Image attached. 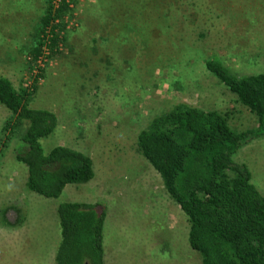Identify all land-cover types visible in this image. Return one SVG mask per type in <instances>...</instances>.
I'll list each match as a JSON object with an SVG mask.
<instances>
[{"label": "rangeland", "instance_id": "1", "mask_svg": "<svg viewBox=\"0 0 264 264\" xmlns=\"http://www.w3.org/2000/svg\"><path fill=\"white\" fill-rule=\"evenodd\" d=\"M44 7L45 0H0V74L17 88L39 74L28 53ZM67 20L62 50L39 62L45 71L31 105L58 117L55 133L42 140L45 151H84L95 176L59 199L27 191L26 167L15 158L24 131L3 145L10 112L0 105V264H18L8 238L19 236L23 264L42 236L59 235L61 201L106 206L105 264H202L187 217L139 152L138 135L180 102L218 111L238 131L257 126L204 64L218 58L238 75L264 72V0H76ZM235 159L264 194V138Z\"/></svg>", "mask_w": 264, "mask_h": 264}, {"label": "trees", "instance_id": "2", "mask_svg": "<svg viewBox=\"0 0 264 264\" xmlns=\"http://www.w3.org/2000/svg\"><path fill=\"white\" fill-rule=\"evenodd\" d=\"M75 5L76 0H45L28 53L39 69L33 83L17 88L0 74V105L10 112L2 143L8 145L24 131L15 158L26 167L25 187L48 199H59L68 186L95 176L93 159L84 151L66 145L45 151L42 140L55 133L58 117L31 105L45 71L39 62L62 50ZM204 70L257 116V126L238 131L220 112L180 102L140 131L138 150L186 215L189 244L202 264H264V194L250 168L235 159L244 146L264 138V72L238 75L218 58L207 59ZM56 214L60 241L55 264H105L106 206L61 201Z\"/></svg>", "mask_w": 264, "mask_h": 264}, {"label": "crops", "instance_id": "3", "mask_svg": "<svg viewBox=\"0 0 264 264\" xmlns=\"http://www.w3.org/2000/svg\"><path fill=\"white\" fill-rule=\"evenodd\" d=\"M46 229L52 232L51 228L48 227ZM15 239L16 241L14 242L12 238H8L7 241H4V246L7 248V251L11 252L13 257H18V262L16 263L19 264V257H21L20 249H24L21 248L19 236ZM59 241L60 235L53 236L51 234V236H42L41 243H36L34 248H31L32 254L28 253L30 259L28 261L24 259L23 264H55V253Z\"/></svg>", "mask_w": 264, "mask_h": 264}]
</instances>
